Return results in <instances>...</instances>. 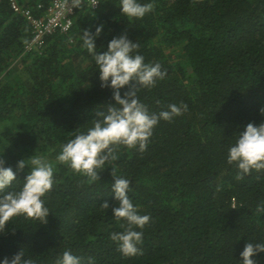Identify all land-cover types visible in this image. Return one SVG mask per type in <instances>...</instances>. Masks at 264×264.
<instances>
[{
	"label": "trees",
	"instance_id": "obj_1",
	"mask_svg": "<svg viewBox=\"0 0 264 264\" xmlns=\"http://www.w3.org/2000/svg\"><path fill=\"white\" fill-rule=\"evenodd\" d=\"M17 2L41 16L52 0ZM99 2L97 9H79L68 34L56 33L28 52L31 26L10 0H0V159L17 177L7 191L22 188L34 155L54 169L44 197L47 222L14 217L0 234V259L23 248L35 264H56L64 251L81 264H239L247 243H264V212L257 211L264 206V171L237 179V168L227 163L236 134L264 123V0H140L153 9L130 22L119 0ZM101 25L98 51L126 35L146 63L167 71L155 87L137 93L150 114L169 104L187 110L161 120L145 151L115 146L112 165L90 181L56 158L115 104L82 42L85 30L95 33ZM21 160L28 165L23 171ZM113 167L131 181L128 195L138 213L151 218L136 229L143 241L134 257L110 239L127 227L111 211L118 207ZM253 259L264 264V253Z\"/></svg>",
	"mask_w": 264,
	"mask_h": 264
},
{
	"label": "clouds",
	"instance_id": "obj_2",
	"mask_svg": "<svg viewBox=\"0 0 264 264\" xmlns=\"http://www.w3.org/2000/svg\"><path fill=\"white\" fill-rule=\"evenodd\" d=\"M118 8L121 16L130 22L143 19L152 11L153 4L141 3L140 0H119ZM103 31L102 25L96 27L95 33L85 30L82 42L95 61L101 86L112 89L115 104L108 105L106 111L98 112L99 118L93 121L92 126L64 144L56 158L90 181L99 179L98 170L112 165L111 162L116 159L115 146L138 147L143 152L161 120L170 121L187 110V105L169 104L167 110L150 114L137 93L140 88L155 87L167 76V71L160 63H146L144 56L138 52L139 44L126 35L113 38L106 50L98 51L96 41ZM133 83L138 87H130ZM125 88L129 90L122 97L121 90ZM261 114L264 115V109ZM27 160L31 165L30 171L17 192L7 191L17 177L13 169L6 167L5 161L0 159V234L16 216L23 215L46 223L50 214L44 197L53 188V165L36 155ZM227 163L237 168V179H243L252 172L264 171V123H249L236 134L234 143L228 149ZM26 167V160L17 163L19 171ZM112 175L114 183L111 184V192L118 201V207L111 209L113 218L126 221L127 227L122 232H113L110 239L124 256L134 257L142 254L140 245L143 241V231L136 229L142 230L151 218L140 215L129 198L131 181L117 176L115 168ZM102 207L109 209L110 205L104 203ZM257 211L264 212V206H258ZM260 253H264V243L255 246L247 243L240 254L239 264H256L253 257ZM0 264H35V261L22 248L12 257L0 259ZM56 264H81V258L71 251H64Z\"/></svg>",
	"mask_w": 264,
	"mask_h": 264
},
{
	"label": "built area",
	"instance_id": "obj_3",
	"mask_svg": "<svg viewBox=\"0 0 264 264\" xmlns=\"http://www.w3.org/2000/svg\"><path fill=\"white\" fill-rule=\"evenodd\" d=\"M84 4L97 9L100 2L99 0H52L43 15L35 16L22 9L17 0H10L12 10L23 15L32 28V37L26 46V51L41 49L46 40L56 33L68 34L73 28L75 15Z\"/></svg>",
	"mask_w": 264,
	"mask_h": 264
}]
</instances>
